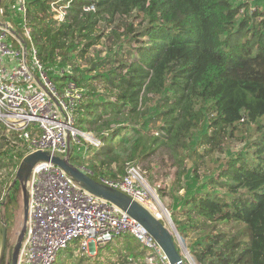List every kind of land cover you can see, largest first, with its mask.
I'll return each instance as SVG.
<instances>
[{
	"label": "trees",
	"instance_id": "16d2710c",
	"mask_svg": "<svg viewBox=\"0 0 264 264\" xmlns=\"http://www.w3.org/2000/svg\"><path fill=\"white\" fill-rule=\"evenodd\" d=\"M242 5L71 0L57 23L46 0L27 3L32 40L49 79L58 92L69 84L81 90L75 124L100 140L99 146L88 144V168L115 177L133 162L147 177L154 165L174 167L175 191L186 195H175L181 203L171 218L197 264H264V7L237 16ZM0 10L9 15L6 0ZM131 17L139 21H125ZM100 24L111 27V45L121 41L123 58L115 53L88 61L103 37ZM99 88L105 93L101 100ZM15 136L0 134V220L3 209L8 223L19 206L20 185L5 191L24 156L12 142ZM233 141L250 151L215 158ZM74 155L70 160L77 164ZM210 161H220V167ZM200 170H210L208 177L202 180ZM190 180L201 184L191 190ZM101 255L117 257L110 264H144L145 247L121 233L98 248L96 257ZM56 263L64 261L57 257Z\"/></svg>",
	"mask_w": 264,
	"mask_h": 264
},
{
	"label": "built area",
	"instance_id": "2783aa9c",
	"mask_svg": "<svg viewBox=\"0 0 264 264\" xmlns=\"http://www.w3.org/2000/svg\"><path fill=\"white\" fill-rule=\"evenodd\" d=\"M70 1L46 0L50 17L62 22ZM240 2L243 5L237 16L246 9L251 14L264 7V0ZM27 3L28 0H6L8 17L0 10V22L6 24H0V123L7 132H16L12 142L24 155L41 150L64 158L69 135L70 158L72 152L85 158L75 166L96 181L127 194L161 221L167 209L160 210L159 194L139 164L128 162L124 173L115 177L88 168V144L99 146L100 140L75 124L76 100L69 95L75 89L73 85L58 92L49 79L32 40ZM92 8L84 6L85 10ZM27 184L29 213L17 264H56L59 252L68 248L72 240H76L72 246L77 251L95 255L98 247L121 233L132 234L145 247L144 264H170L160 245L140 223L85 190L61 167L39 161L32 167ZM186 255L190 257L185 260L188 264H197L189 251Z\"/></svg>",
	"mask_w": 264,
	"mask_h": 264
},
{
	"label": "rangeland",
	"instance_id": "374dc122",
	"mask_svg": "<svg viewBox=\"0 0 264 264\" xmlns=\"http://www.w3.org/2000/svg\"><path fill=\"white\" fill-rule=\"evenodd\" d=\"M234 3H238L240 2V0H233ZM119 20L121 22H123V19L119 18ZM126 22H134V24H136L138 20H134L132 17L131 18H126L125 19ZM110 26L108 27H104L103 24H100L98 26V31L99 32H102L103 34V37L100 39V43L97 44L96 46L92 47L90 49V55L88 56V61L90 63H96L98 62L99 60L107 57V56H113L114 57V54L117 53L121 56V58H123V49H119L120 48V45L121 44V41L120 42H116L114 45H111L113 43V39L112 38H108L107 37V34H108V31L110 30ZM124 30L123 27L119 28L118 31L119 32H122ZM131 36H122L121 37V40H123V38H130ZM111 45V47H110ZM126 45L125 42L122 43V46L121 48H123V46ZM139 46L140 44L139 43H134L132 41L131 43V46ZM136 54H134L132 56V58H136L135 56ZM83 66V61H81V65H80V68H82ZM89 67V65L87 66ZM61 71V70H59ZM81 71V70H80ZM82 72V71H81ZM84 76H88V75H94L95 73H91V74H86V72H82ZM94 84L97 85L98 84V81H94ZM93 84V85H94ZM81 90H78V89H71L70 92H69V95L71 98H74L75 101V104H77L78 102V98L80 97V92ZM85 92H86V89H85ZM99 93V96L97 97L99 100H101L105 95L104 93V90L99 88L98 91ZM148 118V116L146 117ZM77 126V125H76ZM147 129L149 130H153L154 129V126L152 125H149L147 127ZM0 134H6V135H10L9 132H7L3 126H1L0 128ZM93 136H95L93 133H91ZM84 150L86 151V148H84ZM250 151L249 148L246 147V144L245 143H242V142H235L233 141V143H230V145L224 147L222 150L220 151H216L214 153V156L215 158H220V159H227V158H230V157H233L235 155H237L238 153H246ZM75 161L77 164H82L85 160V158L82 156L81 153H75ZM209 165L211 167H220V161H217V162H213V161H210L209 162ZM187 166L188 168H191V162H188L187 163ZM174 167H170V166H165V167H159V166H153L152 167V172H151V176H148V179H149V182L156 188L158 194H159V200H160V204H159V208H161L160 210L162 209H167V214H165L163 212V215H162V222L167 226V227H171V228H174L176 229V231L178 232L172 218H171V214L173 213V211H175L176 208L179 207L181 201H179L175 195H181V196H185V190L184 189H180L179 191H175L176 187L175 185L173 184L174 183ZM210 171V170H209ZM209 171H204V170H200V178L203 180L205 178L208 177L209 175ZM145 172V171H144ZM215 174H218V171L215 172ZM189 188L191 190H195L198 188V186H200V181H195V180H190L189 181ZM189 190V191H191ZM21 192V191H20ZM20 199H19V206L18 208L14 211V215H13V218L12 220L8 223L6 221V218H5V215H4V211L2 209V212H1V220H3L5 222V225H6V244H5V253H4V257L2 259V262L1 264H8L9 262V257L7 255V251H8V247H11L14 245L15 241H16V238H17V235L21 229V226H22V218H23V211H22V196H21V193H20ZM232 227V224H228L226 227H224V231H227V230H230ZM179 234V232H178ZM193 233L192 232H189V236H192ZM8 239V241H7ZM176 240V243L179 247V250L181 251V253L185 256L186 255V252L188 251V248L186 247V239L185 238H182L180 235L178 238L175 239ZM76 240H72L70 241L69 243V246L67 248V252H64L65 250H62L59 252L58 254V261L62 262L64 261V264H94V261L93 260H96V264H110V261L113 262L114 260L117 259V257H115L114 259L112 258L111 260V255H108V256H100V257H96V254L95 255H88L87 253H82L80 251H77L76 250V247L75 246H72L73 243H75ZM99 248V247H98ZM69 249V250H68ZM98 250V249H97ZM105 253V252H104ZM103 253V254H104ZM106 254V253H105ZM190 257H188L186 255V259ZM24 260V259H23ZM115 262V261H114ZM187 263V262H186ZM57 264V263H56ZM188 264V263H187Z\"/></svg>",
	"mask_w": 264,
	"mask_h": 264
},
{
	"label": "water",
	"instance_id": "95a60500",
	"mask_svg": "<svg viewBox=\"0 0 264 264\" xmlns=\"http://www.w3.org/2000/svg\"><path fill=\"white\" fill-rule=\"evenodd\" d=\"M0 24L6 25L2 22H0ZM11 31L17 34L15 30ZM49 95L51 94L49 93ZM67 141L69 143V148L64 158L51 155L47 151L36 150L24 155L16 168L15 175L5 191V195H7L15 182L19 183L22 196L23 218L22 226L17 235L16 241L13 246L8 248L7 251V255L9 257L8 264H17L19 250L24 237L26 221L29 213V188L27 181L30 178L32 167L39 161L52 162L53 164L61 167L65 172L79 182L85 190L112 203L117 208L134 218L157 241L170 264H185L183 259L186 260V258L177 248L175 239L179 237V234L176 229L167 227L163 222L153 216L146 208L133 201L127 194L96 181L94 178L75 166L70 161L71 146L69 135H67ZM5 244L6 225L3 220H0V264L5 253Z\"/></svg>",
	"mask_w": 264,
	"mask_h": 264
},
{
	"label": "flooded vegetation",
	"instance_id": "af4514ba",
	"mask_svg": "<svg viewBox=\"0 0 264 264\" xmlns=\"http://www.w3.org/2000/svg\"><path fill=\"white\" fill-rule=\"evenodd\" d=\"M9 248V247H8Z\"/></svg>",
	"mask_w": 264,
	"mask_h": 264
}]
</instances>
